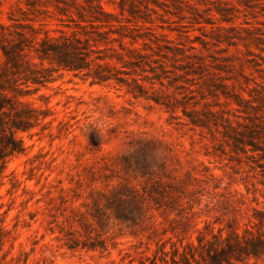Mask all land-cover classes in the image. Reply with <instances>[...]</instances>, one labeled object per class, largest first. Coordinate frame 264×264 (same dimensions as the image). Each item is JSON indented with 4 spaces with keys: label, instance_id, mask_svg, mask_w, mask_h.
<instances>
[{
    "label": "rangeland",
    "instance_id": "rangeland-1",
    "mask_svg": "<svg viewBox=\"0 0 264 264\" xmlns=\"http://www.w3.org/2000/svg\"><path fill=\"white\" fill-rule=\"evenodd\" d=\"M34 1L51 33L79 19ZM100 1L161 45L164 85L144 83L167 104L70 72L8 91L49 111L0 165V264H136L264 211V0ZM26 2L0 0V24Z\"/></svg>",
    "mask_w": 264,
    "mask_h": 264
},
{
    "label": "trees",
    "instance_id": "trees-1",
    "mask_svg": "<svg viewBox=\"0 0 264 264\" xmlns=\"http://www.w3.org/2000/svg\"><path fill=\"white\" fill-rule=\"evenodd\" d=\"M47 3L55 6L59 14L68 13L67 4L74 6L78 9L79 19H70L73 23L62 21L61 26L53 30L57 33H51L47 28L49 23L42 15L50 11L36 7L34 0H27L26 4L34 14L32 17L20 6L17 10L21 15L15 16L13 11L8 23L0 24L3 56L0 69V165L7 156L25 149L23 139L17 133L29 132L38 126L49 111V108L44 110L9 95L8 91H20V84L27 87L30 84L45 85L53 80L54 73L70 72L91 84L115 82L125 86L135 97L154 98L167 104L146 91L144 82L153 84L152 78L159 79L164 85L156 71L157 66L153 65L157 62L154 53L160 54L161 51L147 42H157L147 32H139L137 24L123 22L100 0H85V3L47 0ZM166 48L172 52L181 50L172 46ZM147 49L153 53H148ZM147 71L153 72V77L145 74ZM61 125L62 122L57 126L59 134L56 136H60L63 130ZM48 135L52 137L54 132L50 131ZM255 216L254 225L242 232L233 229L224 234L220 230L210 237L200 233L196 243L191 241L182 250L179 247L166 250L159 246L153 256L140 259L136 264H237L245 258L264 257V211L256 210Z\"/></svg>",
    "mask_w": 264,
    "mask_h": 264
}]
</instances>
